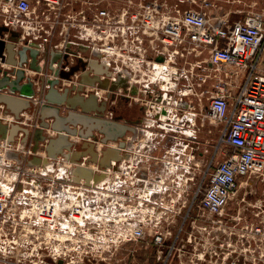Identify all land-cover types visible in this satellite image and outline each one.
<instances>
[{
  "label": "built area",
  "instance_id": "1",
  "mask_svg": "<svg viewBox=\"0 0 264 264\" xmlns=\"http://www.w3.org/2000/svg\"><path fill=\"white\" fill-rule=\"evenodd\" d=\"M126 3L116 8L108 0H0L4 16L0 24L22 31L25 41L37 44L42 53L64 54L71 46L70 63L83 55L86 33L102 62L114 65L112 79L123 76L129 88L138 86L136 102L147 103L150 91L159 95L158 87L164 95L180 88L187 97L195 86L193 81L185 82L196 76L206 83L210 77L212 86L199 91L197 113L203 121L220 125L215 153L223 159L216 162L214 153L194 196L183 199L172 191L175 173L182 168L190 172L188 165L153 155L150 136L136 147L126 140L123 146L118 143L122 158L114 166L103 169L91 162L94 172L104 177L91 179L90 184L82 179L78 202L70 204L66 186L74 181L76 162L60 155L48 157L50 162L44 165L29 164L39 153L47 157L45 142L34 150L32 135L19 130L10 140L9 127L18 124L35 131L41 122H35L26 110L15 115L2 103L0 121L8 129L6 135L0 134V264H38L40 250H47L52 262L65 264L61 252L66 246H53L52 240L60 239L59 230L70 233L72 224L83 227L88 191L97 195L99 220L88 228L98 234L100 247L148 240L147 246L156 248L157 264H264V217L250 232L242 231L246 241L240 245L233 243L230 228L215 223L239 186L264 182V11L215 14L210 11L214 5L210 0H193L194 5L186 9L179 4L170 7L162 0ZM60 65L61 61L53 63V69ZM201 71L205 76L200 77ZM163 108V103L157 107L161 122L166 120ZM44 133L49 137L56 132L44 128ZM160 161L165 171L171 169V181L157 173L163 168L157 167ZM61 167H65L64 174H60ZM51 173L55 174L50 177ZM194 178L186 176L185 181ZM158 190L161 193L155 195ZM16 251L22 252L20 257L10 259ZM26 253L36 258L27 259Z\"/></svg>",
  "mask_w": 264,
  "mask_h": 264
},
{
  "label": "rangeland",
  "instance_id": "2",
  "mask_svg": "<svg viewBox=\"0 0 264 264\" xmlns=\"http://www.w3.org/2000/svg\"><path fill=\"white\" fill-rule=\"evenodd\" d=\"M214 2L216 7L213 8V11H218V10H237L240 11L241 13H247L249 11H264V0H210ZM171 4L175 3V0H170ZM194 5L193 0H185L183 3V8L190 7L191 5ZM69 8H65L64 11L68 12ZM4 18L3 15H0V22H2V19ZM76 30H79L78 28ZM75 29H72V33L78 34V32ZM58 32V31H57ZM60 35V34H59ZM80 38V35L77 39ZM12 65L10 62H7V66L10 67ZM12 68V66H11ZM15 66H13L12 70L14 71ZM26 70V80L31 79L35 83L36 87V93L31 97V100L35 103L34 105L27 110V115H31L33 120L39 121V118L37 114L35 113V107L39 104L40 101L44 100V92L46 91L47 87L49 84L47 82H44L47 78L52 77V70L50 69L44 71V70H33L29 66H25ZM8 72L10 70H7ZM12 75H16L15 72H12ZM200 77L205 76L204 72L201 71ZM46 75V76H45ZM43 76L46 78L44 79ZM37 77H42L41 79H37ZM198 78V77H197ZM196 76L195 78H191L190 81L192 82L194 86L197 87V89L202 90L204 88H210L213 84V80L208 77V81L206 83H203V81L198 78L197 80ZM74 80V79H73ZM43 81V82H42ZM45 83V84H43ZM204 101V100H203ZM61 111L63 114H66L68 110V106L63 104L60 106ZM108 110L106 114L109 112ZM137 112L133 111L132 114H136ZM191 116L192 117V111L189 110L185 112V115ZM186 119V117H185ZM141 129L149 130L150 128L147 126H140ZM185 131L191 133L194 132L192 128L185 127ZM144 133V132H143ZM141 134V136L143 135ZM147 133V132H146ZM198 133V132H194ZM149 134V133H147ZM131 136L132 134L130 132H127L125 136ZM199 138L201 141H204V148L200 149L199 156L196 157L194 160L198 162L197 165H192L190 160V156L192 155V152L190 150H187L185 152H188V155L183 156V161L182 163L185 165H188L189 171L185 172V169L182 168L177 174L175 173V179H176V187L174 188L175 191H172V195L175 196L177 193L181 194L183 196V199H191L192 196H194L195 192L197 191L199 185L201 184V181L203 179V173L204 170L207 169L208 165L211 162V158L215 153L216 148L218 147V143L220 140V125L218 124H212L209 121H204L201 119L200 120V129H199ZM75 136V135H73ZM100 137L101 134L99 132H96V135ZM145 137V135H144ZM213 138V143L214 146L210 147V150L208 151V146H207V140L209 138ZM76 139V137H74ZM74 139V140H75ZM89 141H93L92 139H87ZM163 143L162 139H158ZM157 141V139L155 140ZM29 144L32 142V139L28 140ZM82 142H79L77 149H80ZM99 144V143H98ZM97 144V147H98ZM113 144V143H111ZM107 145L102 144V148H105ZM163 149H155L153 151V155L159 156L161 158L164 157ZM169 155H173L172 153H168ZM216 155V162L220 161L223 159V155L220 154L218 151L215 153ZM168 159V158H167ZM170 159L173 160L171 157ZM175 159V158H174ZM177 160V159H175ZM85 160H83L84 162ZM181 161V160H179ZM147 165V164H146ZM157 165L156 163H152V168ZM93 166V165H92ZM157 171V173H161V177L171 181L170 178H172L171 174V169H166L165 171V165L163 161H160L158 163L157 167H162ZM155 167V168H157ZM65 167H61L60 174H64V169ZM151 168V169H152ZM51 170H54V166L50 168ZM162 169H164L162 171ZM153 174L156 172L155 170H151ZM191 177L192 175L195 176L194 179H189L188 181H185L186 176ZM55 173H51L50 177L54 175ZM155 178H157L156 173L153 175ZM171 176V177H170ZM174 176V175H173ZM122 178H126L125 176ZM48 181V180H46ZM78 183L80 182H74L71 181L70 186H66L68 188V192L71 195V197L68 199L66 197V201L72 203H77L78 199L77 196L79 195V192H81L82 187ZM204 187V184H203ZM202 187V189H203ZM181 190H184L183 193ZM264 191V182L261 181H254L252 183V186L249 184L245 187L239 186L237 188L236 193L233 195V199L225 209V213L222 215V217H215V220L217 223L216 227L221 226V227H226L230 228L233 232L232 234V241L233 243L236 244H241L244 241H246V238H242L241 233L242 231H248L250 232V229L252 226H255V223H257L262 217H264V200H262V194ZM77 193V194H76ZM160 190H158L155 195H159ZM88 201L85 205V212L84 215H87V219L83 220V227L80 224H72V230L68 234H62V231L59 234V238L53 239L52 244L53 246H57L58 244H61L64 247V251L61 252L62 257L65 258L66 263L65 264H146L147 263V258H150V261L154 260L156 258V248L149 245L146 247L148 240H139V241H130L127 243H121L116 247L115 245L113 246H102L100 247V244L98 243V234L96 235V232L93 228V232L88 227H92L93 224L97 223L99 220L98 213L96 211L98 210L96 199L97 195L96 192L94 191H88ZM168 195V194H166ZM182 201V200H181ZM98 202V200H97ZM189 202V201H187ZM261 207L259 208V206ZM178 207V204L177 206ZM84 218V216H83ZM222 219V221H218ZM82 223V221H79ZM84 222H86L84 224ZM172 226L176 227L177 224L172 223ZM88 228V229H87ZM64 235V236H62ZM73 236V237H72ZM149 239L152 238L149 234L147 236ZM63 239V240H62ZM235 239V240H234ZM150 241V240H149ZM255 243V241H252ZM45 242H43L44 244ZM111 244V243H110ZM51 245V244H50ZM55 248V247H54ZM108 248V249H107ZM30 251V250H29ZM28 251V252H29ZM27 252V253H28ZM27 255V259H34L36 258L35 256H29ZM35 253V252H34ZM22 252H14V254L10 256V259L15 260V258L20 257ZM49 252L47 250H40V256L41 258L39 259L38 264H58L57 262H52L50 259V255H48ZM42 259H44V262H42ZM146 260V261H145ZM151 261V263H152ZM29 262V261H28ZM62 262V261H60ZM31 264V263H30ZM63 264V262H62Z\"/></svg>",
  "mask_w": 264,
  "mask_h": 264
},
{
  "label": "flooded vegetation",
  "instance_id": "3",
  "mask_svg": "<svg viewBox=\"0 0 264 264\" xmlns=\"http://www.w3.org/2000/svg\"><path fill=\"white\" fill-rule=\"evenodd\" d=\"M5 25L6 24H4V26ZM7 27L9 29L8 31H5V35L2 38L6 43L12 45L15 53L14 55L18 56V60L14 65V71L12 70V66V68H10L11 72L7 71L4 75H8L11 78V75L9 74H13L12 72H15L16 74L19 69L23 70L26 74L25 66H29L31 69L37 71L41 69L44 71L50 69L53 74L52 77H49L44 81L49 84L44 94L49 90L50 81L52 79L57 81L55 87L61 93L68 90L69 95H74L77 92V87L79 86L81 89L78 91L85 97H88L90 94H95L97 96L98 92L99 96H97V99L100 106L104 107V110L91 111L89 115L127 125L130 129L127 130L125 134H127V132L134 134L141 131L140 126H147L150 128L149 130H146V132L149 133L150 136L149 147L151 150L154 151L155 149L161 148L163 149V153H165L163 158L172 157L173 160H181L179 161L180 163L183 161V156L188 155V152L185 151L190 150L192 152V155L190 156V160H192L191 166H198V162L194 159L199 156L200 149L204 148L205 142L201 141L198 135L201 118L197 113L199 104V89H197L196 86L192 90L188 91L187 97H183L181 95L180 88H176L174 93L164 95L158 87L156 90L160 91L159 95H155L152 91H150L147 95V103L136 102L133 100L136 89L134 87L129 88L128 80L123 76H117L115 80L112 79L115 69L114 65L102 62L101 56L96 54L95 50L91 49L88 40L85 38L86 33H83V55L75 58L74 61L70 63L68 52L72 50L71 46H68L69 48L63 52L64 54L59 51L46 53L36 51V57L33 59L31 55L32 52L29 47L36 46L37 44L29 45L23 38L22 31L13 30L10 26ZM23 49H25V52L27 53V61L23 64H19L18 61L20 60L21 51ZM9 59H13V56H10L9 51L5 49L3 56L0 57L1 65H4L7 61L9 62ZM158 59L162 60L163 58L159 57ZM58 61H61L62 66L60 65V67L55 70L53 69V63ZM80 63H83L84 66H80L69 77H65L63 75L62 72L66 73L73 67L80 65ZM45 76H43L44 79L46 78ZM96 76H99L101 81H107L108 87H102L101 81L97 80L94 84L85 82V80L93 79ZM15 78H17L16 75ZM41 78L42 77H37V79ZM29 81L33 84L35 94V83L31 79H29ZM114 86L117 87L114 88ZM5 89L9 90L10 86L7 85ZM33 103L34 102L32 101V105L35 104ZM160 103H163L165 107L161 110V112L166 116V120L163 122H161L162 120L160 119V112L157 111V107ZM203 105L204 109H207L209 105L208 97L204 98ZM189 109L193 113L192 117L187 116V114L185 115V111ZM108 110L110 111L106 114ZM68 111L69 109L67 112ZM133 111L137 113L132 114ZM185 127L186 129L187 127L192 128L194 132L198 133H189L184 130ZM156 139L157 141H155ZM158 139H162L163 143ZM207 146L208 151L210 150V147L214 146L212 137L207 140ZM168 153H172L173 155H169Z\"/></svg>",
  "mask_w": 264,
  "mask_h": 264
},
{
  "label": "water",
  "instance_id": "4",
  "mask_svg": "<svg viewBox=\"0 0 264 264\" xmlns=\"http://www.w3.org/2000/svg\"><path fill=\"white\" fill-rule=\"evenodd\" d=\"M8 27L0 25V57L3 56L5 49L9 51L10 56H14L13 47L11 44L6 43L2 38L5 34V31H8ZM31 50V55L33 59L36 57V51H39L35 46L29 47ZM27 61V53L25 49L21 51L19 64H23ZM15 64V63H14ZM83 67L84 64L80 63L73 67L70 71L63 73L65 77H69L75 70L79 67ZM1 72V70H0ZM7 71L3 73V76L0 77V89L6 88L7 85L10 86L9 93L0 91V104H5L7 109L19 115L20 112L28 110L31 108L32 101L30 98L34 95L33 84L31 81L21 83V80L25 77V72L19 69L16 72L17 78L11 79L10 76L4 75ZM101 81L99 76H96L93 79L85 80L90 84H94L95 81ZM83 81V80H82ZM56 80L50 81L49 90L44 94V100L46 103L41 106H38V112L41 122V128L30 131L29 128L22 127L18 124H13L9 127L8 138L10 140L14 139L15 134L22 130L26 133L27 137L32 135L35 142L34 150H37L40 147V142H45V150L47 152V157L33 156L29 160L31 165H40L49 163L50 158H57L60 155L66 156L71 161L76 162V166L72 169L74 174V181L80 182L81 178L85 179L86 184H90V180L94 179L99 181L104 177L102 173L93 172L91 168L83 166V157L89 155V159L93 162H98L101 167H107L110 165L112 159L119 161L122 156L120 155V148L115 146H107L105 149H102L101 153L95 149V143L91 141H83L80 149L73 150L72 147L77 148L78 144L73 139L69 138L72 134H78L83 138L94 136L93 132L96 130L102 134L101 141L107 143L109 140H115L118 137L124 136L127 130L130 129L127 125L119 124L112 122L103 118L94 117L89 115L91 111H103L104 107L100 106L97 96L95 94H90L88 97L80 94V86L77 87V92L74 95H69L68 90L61 93L56 87ZM101 86L106 88L108 87L107 81H101ZM82 87V86H81ZM117 86H114V88ZM19 92V95L14 94ZM67 105L70 108H80V111L69 110L66 114H60L61 105ZM37 107V106H36ZM37 112V114H38ZM46 118H54L52 122H48ZM71 124H74L71 126ZM81 124L82 128H77V125ZM44 128L50 129H59L57 136H46L44 133ZM8 126L0 121V134L6 135ZM64 130V132H62ZM44 133V135H43ZM49 138V139H48ZM96 138V136H95ZM27 139V138H26ZM48 141V142H47ZM117 141V140H116ZM120 146H123V141L119 142ZM65 150V151H64ZM12 156L15 154L10 153ZM82 162V164H81ZM84 168L86 170V175L84 174L81 177L78 175L79 169ZM61 263V262H60Z\"/></svg>",
  "mask_w": 264,
  "mask_h": 264
},
{
  "label": "crops",
  "instance_id": "5",
  "mask_svg": "<svg viewBox=\"0 0 264 264\" xmlns=\"http://www.w3.org/2000/svg\"><path fill=\"white\" fill-rule=\"evenodd\" d=\"M108 1H110L113 5H114V7H116V8H122V7H124V6H126L127 5V3H126V1L127 0H108ZM162 1H167L168 3H169V5H170V7H172V6H174V5H176V4H179V6H181V8L182 9H186V8H183V3H184V1L183 2H179V0H175V3L174 4H171L170 3V0H162ZM197 1H199V0H197ZM213 4H214V2H213ZM73 6H75V7H78V6H80V4H78V3H75V4H73ZM191 6H193V4L191 5ZM190 6V7H191ZM214 7H216V5L214 4L211 8H210V11L211 12H213V13H215V14H220V15H227V16H229L230 14H232L233 12H237V10H235V11H233V10H218V11H213V8ZM187 8H189V7H187ZM34 47V46H33ZM81 50L83 51V48H81ZM42 53V52H41ZM17 60H18V56L17 55H14L13 56V59H9V62L12 64V65H10V67H8L7 66V62H5V64L4 65H1V61H0V70H1V72H0V77L1 76H3V73L5 72V71H7V70H9V68H11V66H14L15 64H16V62H17ZM15 63V64H14ZM27 75V74H26ZM25 75V77L22 79V81H21V83H23V82H29V80H26V78H27V76ZM13 78H15V76L14 75H12L11 74V79H13ZM135 87V94H137V96H139V94H140V90L138 89V86L137 85H135L134 86ZM0 91L1 92H5V93H9L10 91L9 90H7V89H5V88H3V89H0ZM14 94H16V95H19V92H15ZM44 103L45 102H43L42 104H39L38 106L41 108V106L42 105H44ZM38 106L37 107H35V113L37 114V112H38ZM25 112H27V110L25 111ZM37 116H38V114H37ZM39 118V117H38ZM48 119V118H47ZM39 120H40V118H39ZM49 120H51V121H54L55 119L54 118H49ZM51 121H49V122H51ZM79 126V127H78ZM77 126V128H79V129H81L82 128V125L81 124H79ZM144 132V133H143ZM143 133V135L141 136V134ZM3 134V133H2ZM126 135V134H125ZM144 135H145V137H144ZM73 136V135H72ZM74 137V136H73ZM91 137V136H90ZM95 137V136H94ZM100 137H102V136H100ZM147 137H149V134H147L146 133V130L144 129H141V131H138V132H136V133H134V134H132L131 136H124L122 139H121V141H123V142H125L126 140L129 142H131L130 144V146H132V147H136V146H138V145H140V143H141V141H144L145 139H147ZM72 138V137H71ZM77 138V137H76ZM79 138H80V136H79ZM91 138H93V137H91ZM97 138H98V136H97ZM31 139V138H30ZM33 139V138H32ZM74 140V139H73ZM34 141V140H33ZM115 145V144H114ZM35 146V142L33 143V147ZM102 146V144H100V142H99V144H98V148L99 147H101ZM43 153V152H42ZM42 153L40 154H38V155H36V156H40V157H42L43 155H42ZM44 157V156H43ZM59 157V156H58ZM88 157H90L89 155L87 156V158ZM32 158V157H31ZM30 158V159H31ZM84 158H86V157H83V160H85L86 161V163H88V160H86V159H84ZM29 159V160H30ZM69 159V158H68ZM69 161H70V159H69ZM73 162V161H72ZM90 162H92V161H89V165H90ZM28 163H29V161H28ZM40 165H44V164H40ZM82 180V179H81ZM146 247H148L147 245H146ZM150 247V246H149ZM147 260V263L146 264H157V262H156V259H154L153 261H152V263H151V261H150V258H147L146 259ZM145 260V261H146ZM60 264H62V263H60Z\"/></svg>",
  "mask_w": 264,
  "mask_h": 264
},
{
  "label": "bare ground",
  "instance_id": "6",
  "mask_svg": "<svg viewBox=\"0 0 264 264\" xmlns=\"http://www.w3.org/2000/svg\"><path fill=\"white\" fill-rule=\"evenodd\" d=\"M43 96H44V94H43ZM43 101H45V100H43ZM46 103V102H45ZM68 109L69 110H75V111H80V108H75V109H73V108H70V107H68ZM90 113V112H89ZM60 114H63L62 113V111H60ZM38 117H39V112H38ZM40 118V117H39ZM46 120L49 122V121H51V120H49V118L47 119L46 118ZM52 122V121H51ZM74 124H71V126H73ZM79 125V124H78ZM77 125V126H78ZM79 127V126H78ZM51 131H55L56 133L53 135V137H55V136H57V134H58V132L60 131L59 129H55V130H53V129H51ZM62 132H64V130L62 131ZM93 134L94 135H96V130L93 132ZM43 135H44V133H43ZM72 135H75L74 137H77L76 139L72 136ZM72 135H70V137L69 138H71V139H75L76 140V143L78 144L79 142H83V141H89V140H87V139H89V138H91V137H93L92 138V140L93 139H96L97 140V136H96V138L94 137V136H89V137H85V138H83L82 136H80V138H79V135L78 134H72ZM102 136V135H101ZM124 136H122V137H118L117 139H115V140H109V141H107V144H105V145H107V146H115V147H118V143L121 141V139L123 138ZM49 139V138H48ZM98 139H99V142H100V144H103L102 143V141H101V137H98ZM117 140V141H116ZM48 142V141H47ZM91 142H94L95 143V149L97 150V151H99V149L102 151V149H105V148H102V146L101 147H97V144L99 143L98 141H96L95 142V140H93V141H91ZM111 143H113V144H111ZM115 144V145H114ZM117 144V145H116ZM77 148H73L72 147V152H73V150H76ZM65 151V150H64ZM120 155L122 156V154L120 153ZM87 156L88 155H86V156H84V157H86V160H88V163H89V161H91L90 159H89V157L87 158ZM71 161V160H70ZM116 161L117 160H115V159H112V161H111V163H110V165L109 166H114V164L116 163ZM93 162V161H92ZM88 163H86V164H82V162H81V164L83 165V166H85V167H88V168H91L92 169V171L94 172V170H93V167H91L92 165H89ZM94 164L96 163V164H98V162H93ZM90 164H91V162H90ZM101 167V166H100ZM52 168V167H51ZM101 168H103V169H105L106 168V166L105 167H101ZM79 172V174L78 175H80L81 177L83 176V178L85 177L84 176V174L86 175V170L84 169V168H80L79 170H78ZM82 179V178H81ZM85 180V179H84ZM92 180H94V179H92ZM91 181V180H90ZM81 187V186H80ZM33 191H35L34 189H33ZM77 194V193H76ZM84 219V218H83ZM73 237V236H72ZM60 238H62V237H60ZM63 240V239H62Z\"/></svg>",
  "mask_w": 264,
  "mask_h": 264
}]
</instances>
